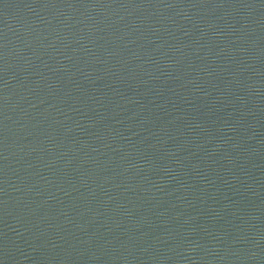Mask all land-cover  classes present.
Returning a JSON list of instances; mask_svg holds the SVG:
<instances>
[{
	"label": "water",
	"instance_id": "obj_1",
	"mask_svg": "<svg viewBox=\"0 0 264 264\" xmlns=\"http://www.w3.org/2000/svg\"><path fill=\"white\" fill-rule=\"evenodd\" d=\"M0 264H264V0H0Z\"/></svg>",
	"mask_w": 264,
	"mask_h": 264
}]
</instances>
